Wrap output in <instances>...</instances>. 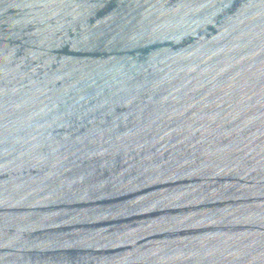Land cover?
Instances as JSON below:
<instances>
[{"label": "water", "instance_id": "obj_1", "mask_svg": "<svg viewBox=\"0 0 264 264\" xmlns=\"http://www.w3.org/2000/svg\"><path fill=\"white\" fill-rule=\"evenodd\" d=\"M0 264H264V0H0Z\"/></svg>", "mask_w": 264, "mask_h": 264}]
</instances>
